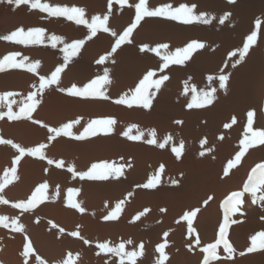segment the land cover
Listing matches in <instances>:
<instances>
[{"label":"bare ground","instance_id":"bare-ground-1","mask_svg":"<svg viewBox=\"0 0 264 264\" xmlns=\"http://www.w3.org/2000/svg\"><path fill=\"white\" fill-rule=\"evenodd\" d=\"M32 2L19 6L0 2V62L18 53L14 63L24 65H6L0 71V140H11L25 149L21 155L11 144L0 143V198L7 201L0 203V218H4L0 223V264H67L69 258L72 264H204L206 258L209 264H264V243L258 240L256 250L247 251L251 237L264 232V201L259 199L264 195V143H260L264 137L253 135L264 132V0H147L149 10L195 5L193 14L210 23L186 25L145 16L133 29L130 42L121 44L111 56L116 42L111 33L122 35L135 23L139 0H125L123 5L113 0L110 16L109 0H40L52 8L83 9L87 23L81 24L33 8ZM97 16H108L109 31L99 29L92 35L88 25ZM225 16L228 19L221 24ZM36 28L44 31L40 43L20 44L2 38L21 30L26 35ZM253 33L257 40L239 60V50ZM53 35L63 43L52 47ZM80 40L85 43L77 55L65 61L63 49ZM190 42L203 43L204 48L195 50L183 64L164 67L154 51L167 44V51L174 52ZM233 51L237 56L230 57ZM104 56L108 59L98 64ZM33 65L36 70L28 71ZM57 67L63 68L58 83L39 90L40 103L30 118L9 119L8 106L19 116L21 101L38 91L41 77L50 80ZM105 70L110 83L101 85L100 95H69L73 87L83 91ZM149 71L154 73L153 80L165 75L168 79L159 89L149 88L148 109L136 102L131 107L115 102L132 101ZM220 74L229 77L225 89L219 88ZM213 89L211 104L188 107L194 96ZM95 120L114 123L75 139ZM68 124H72L71 135L50 131ZM225 124L231 126L225 128ZM141 132L140 139H129ZM245 139L248 148L243 147ZM161 143L164 148L158 146ZM41 145L40 154H27ZM173 148L181 149L179 157ZM240 152L244 155L236 162ZM104 163L123 171L105 180L81 178L93 164ZM153 178L155 186L144 188ZM250 182L256 188L255 197L245 191ZM45 184L44 199L31 210L14 207L27 204ZM70 191L74 192L72 203L79 208L70 206ZM234 193L243 195L229 217L226 233L233 252L229 254L220 244L215 256H210L202 249L219 240L223 205ZM117 204V218L105 219L116 211ZM190 211L196 212L191 233L184 219ZM17 225L22 226L21 231L16 230ZM72 232L78 235H69ZM100 243L112 249L123 243L124 252L101 250ZM161 244L163 253L158 251ZM29 245L32 251L26 256ZM133 252L134 257L125 255Z\"/></svg>","mask_w":264,"mask_h":264},{"label":"snow or ice","instance_id":"snow-or-ice-1","mask_svg":"<svg viewBox=\"0 0 264 264\" xmlns=\"http://www.w3.org/2000/svg\"><path fill=\"white\" fill-rule=\"evenodd\" d=\"M2 2V0H0ZM29 0H7V3L12 4L15 3L17 6H19L22 3H27ZM112 2L113 0H109L108 3V16H110L111 13V7H112ZM119 3L123 5L125 3V0H119ZM147 0H139V3L135 6V23H132L130 27L127 28L126 31L123 32L122 35L117 36L116 32H112L111 34L116 37V42L115 46L112 48L111 52L108 54V56H111L112 53H115L118 48H120L121 44L130 42V35L133 32V29L136 28L137 24L140 22V20L147 16V17H165L169 20L172 21H179L183 24H192L195 22H202V23H210V21L205 18V17H198L193 14V10L195 8V5L192 7H188L187 5H181L180 7L176 9H172L171 5H165L162 7L156 8V10H149L148 7L146 6ZM31 7L33 8H39L41 11H47L50 15H57V16H65L67 19L72 20L75 19L78 24L81 23H87L83 19L84 15V10L79 9V8H52L48 4L40 3V0H34V2L31 3ZM108 16H105L103 19H101L99 16L94 17L92 19V22L88 27L91 30L92 35H95V33L99 30L102 29L105 32L109 31V28L106 26V21L108 19ZM228 19L227 16L223 17L220 19V23L223 24L225 20ZM257 26H259V21H257ZM44 31L43 29L36 28L33 29L32 31H29L26 35L25 33L21 31H17L12 33L11 36L7 37H2L3 39L7 40H15L17 43L20 44H28V43H40L41 42V37H43ZM92 37L89 36L88 39H91ZM257 40V35L255 33L248 35L246 42L243 44V48L239 50V60H243L245 55L248 53L250 46ZM52 41V47H56L57 43H63V40L59 36L53 35L51 37ZM85 43L84 40H80L76 43H72L67 45L63 51L65 53L64 55V60L69 61L72 57L76 56L79 49L81 46ZM147 46L145 48H142L141 51H145ZM204 48L203 43L199 42H190L187 44L186 47L182 49H178L174 52H169L167 51L168 45L164 44L161 45L160 47L154 49L157 55H160V58L165 62L164 67H168L170 63L172 64H183L185 61L189 60L195 50L202 49ZM163 50V52H162ZM162 53V54H161ZM18 53H13L10 55H7L3 58V61L0 62V71H3L6 65H11L12 67L20 68L23 67L24 65L20 63H14L16 56H18ZM108 56L101 57L97 63L98 64H104L105 60L108 59ZM237 56V52L233 51L230 53V57H235ZM239 61H237L238 63ZM37 65H33L31 68L28 69V71L34 72L36 70ZM235 67V64L233 65ZM63 68L62 67H57L55 71L51 74L50 80H44L43 77H41V80L43 81L39 85V89L37 92H33L32 94L28 95L23 101H21V104L23 105L20 107L19 112L20 115L16 116L12 113L11 111V106H8V117L9 119H20L21 117H27L30 118V113L36 108L37 104L40 103V101L37 99V96L39 94V90H42L46 88L50 84H56L58 83L60 74L62 72ZM154 76V73L152 71H149L147 75L144 77V79L140 82L139 87L135 89V95L133 97L132 101H128L126 99H120L116 100L115 102L117 104H125L127 103L129 107L132 106L133 102H136L140 104L141 107L144 109H148L151 106V99L149 95V88L150 87H155L156 89H159L163 82L168 79V76L165 75L163 76L162 79H157L153 80L152 77ZM209 79H212L211 77ZM219 81V88L225 89L226 87V82L228 81L229 77L224 74H220L217 77ZM110 83V80L108 78V71L105 70L104 74L102 77H99L98 79L93 80L86 88L83 89V91H80L73 87L71 91L69 92V95L71 96H88L90 92L93 94H98L100 95L101 93L99 92V89L101 85L108 84ZM193 92H195V89H192ZM215 89H213L211 92L209 91H204L203 93H200L197 96H194L192 98V102L188 104L189 108H192L193 106L196 107H201L203 105H208L213 102V95H214ZM8 96H12V93H8ZM202 97V99H201ZM107 98V97H104ZM0 107H3V102L0 100ZM251 113H249V131H251ZM2 118V116H0ZM235 118H233L232 123L234 124ZM34 123H40L39 121H34ZM74 123H79V120L75 121ZM114 121L112 120H95L92 121L91 123L88 124L87 128H85L83 135L81 136H76L75 139H83L85 136L91 134H94L96 131L100 130L99 126H106V125H111L113 124ZM176 123H182L181 121H177ZM230 124H225L224 127L228 128L230 127ZM72 127V124L65 125L63 128L57 130V129H50L51 132L53 133H63L65 135H71L70 129ZM104 131H107V127L103 128ZM125 135H128V133H125ZM151 135H155L154 132L151 133ZM254 136H260L264 137V132H255L253 133ZM143 136V133L141 132L140 135L138 136H129V139L133 140H138ZM223 137H221L222 139ZM0 143L4 144H11L13 148L17 150L21 155L25 154V149L20 147L19 145L12 144L11 140H0ZM148 143H155L154 140H149ZM167 143V141H165ZM260 143H264V139L260 140ZM243 147L248 148L249 142L247 139L242 141ZM160 148H164L165 144L161 143L158 145ZM44 146L41 145L39 148H35L32 150L28 151V155H36L40 154L41 148ZM183 145H181V148ZM173 151L175 152L176 156L179 157L181 154V149L180 148H173ZM203 154V153H202ZM244 155V152H240L238 155L235 156V161L239 162L241 157ZM43 158V156H41ZM50 164L53 162L51 160L48 161ZM59 166V165H58ZM233 164L229 163L228 168H232ZM264 167V165H262ZM13 172L15 169L12 170ZM123 169L121 167H117L115 165H110L107 163L104 164H93L91 171L87 173H82L81 178H84L85 176L90 179V180H105L109 176H118L121 174ZM160 171H163V167H161ZM226 174V173H225ZM157 180L156 178H153L151 181L148 183L144 184V188H153L156 184ZM4 183H7V174H5V179ZM3 188V183H0V190ZM47 188V185H42L40 188L36 189V195L32 197V199L27 203H18L15 204L14 207L22 209L24 211H29L31 210L32 207H34L37 203L42 201L44 199L43 196V191L44 189ZM245 191H250L253 195V197L256 196V188L251 185V182L249 183L248 186H246ZM74 195L73 191H70L68 193L69 196V204L72 207L79 208V205L73 204L71 197ZM243 193H234L232 196H230L227 200H225L224 205H223V210H224V220H223V225L219 228V240L217 243L214 244H209L206 248H203L202 251L209 253L210 256H215L216 254V248L222 244L225 248V250L231 254L233 252V248L229 244V241L226 239V233L228 231L229 227V217L231 214L235 213L237 211V205L241 202V196ZM261 201H264V195H261L259 197ZM0 203H7V201H4L2 198H0ZM207 203V201H205ZM80 211H83V209H79ZM120 212V204H117L116 206V211L113 212L111 215L106 216L105 219L107 220H115L117 218V214ZM143 215V213H141ZM196 212L195 211H190L188 212L185 216L184 219L187 220L188 222V232L191 233L193 231L191 225H192V219L195 217ZM139 219V217H137ZM4 218H0V223H3ZM17 231L22 230V226L17 225L16 227ZM63 231V229H61ZM69 235H78V233L72 232L69 233ZM260 240L262 243H264V232L260 233L258 236L253 235L251 237V247L247 249L248 252H252L256 250V245L257 241ZM84 243H88L87 240L84 241ZM128 243H131V241H128ZM124 244L121 243L117 249H112L109 247L108 244L106 243H100L98 244V248L101 250H105L108 252H116V253H123L124 252ZM164 245L161 244L159 246L158 251L163 253ZM32 251L31 245L28 246L25 255L27 256L28 253ZM125 255L129 256H136V253H125ZM243 255V253H241ZM40 264H43V261L40 262ZM67 264H72L71 258L67 261ZM204 264H209L208 259L206 258L204 260Z\"/></svg>","mask_w":264,"mask_h":264}]
</instances>
